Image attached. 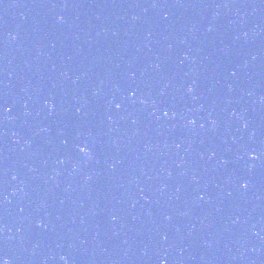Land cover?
I'll use <instances>...</instances> for the list:
<instances>
[{
  "label": "water",
  "instance_id": "1",
  "mask_svg": "<svg viewBox=\"0 0 264 264\" xmlns=\"http://www.w3.org/2000/svg\"><path fill=\"white\" fill-rule=\"evenodd\" d=\"M0 260L264 264V171L164 128L72 0H0Z\"/></svg>",
  "mask_w": 264,
  "mask_h": 264
},
{
  "label": "snow or ice",
  "instance_id": "2",
  "mask_svg": "<svg viewBox=\"0 0 264 264\" xmlns=\"http://www.w3.org/2000/svg\"><path fill=\"white\" fill-rule=\"evenodd\" d=\"M235 73H233L234 75ZM189 91H191V89H189ZM117 107L119 108L120 105H117ZM165 115H167V113H165ZM80 151L84 152L85 151V148H81ZM253 159H257L258 157L253 155L252 157ZM245 188H247V184L244 185ZM0 264H8V262L6 260H0Z\"/></svg>",
  "mask_w": 264,
  "mask_h": 264
},
{
  "label": "clouds",
  "instance_id": "3",
  "mask_svg": "<svg viewBox=\"0 0 264 264\" xmlns=\"http://www.w3.org/2000/svg\"><path fill=\"white\" fill-rule=\"evenodd\" d=\"M8 262V264H10V262L8 260H6Z\"/></svg>",
  "mask_w": 264,
  "mask_h": 264
}]
</instances>
